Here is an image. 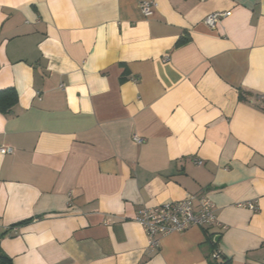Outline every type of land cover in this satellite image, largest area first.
I'll return each mask as SVG.
<instances>
[{"label": "crops", "instance_id": "1", "mask_svg": "<svg viewBox=\"0 0 264 264\" xmlns=\"http://www.w3.org/2000/svg\"><path fill=\"white\" fill-rule=\"evenodd\" d=\"M142 1L0 0L12 264H264V0ZM199 194L218 224L149 251L137 213Z\"/></svg>", "mask_w": 264, "mask_h": 264}, {"label": "built area", "instance_id": "2", "mask_svg": "<svg viewBox=\"0 0 264 264\" xmlns=\"http://www.w3.org/2000/svg\"><path fill=\"white\" fill-rule=\"evenodd\" d=\"M140 8L143 15L148 18L154 14L157 4L154 0H145L140 3ZM224 16L225 13L222 12L213 13L206 17L205 24L214 28ZM133 141L139 145L146 142L138 135L133 136ZM12 153V148L0 146V154ZM196 163L202 165L199 160H196ZM242 206L255 212L258 210V206L253 202ZM135 221L144 229L148 239V250L151 252L157 251L160 241L169 235L185 233L192 227L208 229L218 224L215 206L205 194L188 195L180 201L143 207L137 213ZM12 232L16 233L17 228H13Z\"/></svg>", "mask_w": 264, "mask_h": 264}, {"label": "trees", "instance_id": "3", "mask_svg": "<svg viewBox=\"0 0 264 264\" xmlns=\"http://www.w3.org/2000/svg\"><path fill=\"white\" fill-rule=\"evenodd\" d=\"M187 40L186 37H183L181 40H179L178 45H181ZM18 93L15 89H6L3 91H0V112L4 115H8L10 112H12V109L15 107V105L18 102ZM29 221L21 222V224L26 223ZM16 227V226H15ZM207 243L210 244L213 255V259L215 260L216 264H233V261L223 255L218 250V243H219V236H216L215 234H208ZM0 264H12L11 258L5 254V252L0 247Z\"/></svg>", "mask_w": 264, "mask_h": 264}]
</instances>
